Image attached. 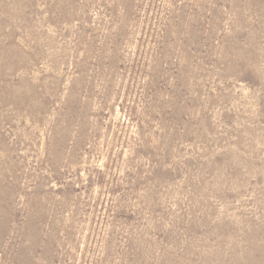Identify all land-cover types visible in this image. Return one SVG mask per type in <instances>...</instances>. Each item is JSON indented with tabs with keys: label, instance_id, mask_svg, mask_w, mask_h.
Returning <instances> with one entry per match:
<instances>
[{
	"label": "rangeland",
	"instance_id": "374dc122",
	"mask_svg": "<svg viewBox=\"0 0 264 264\" xmlns=\"http://www.w3.org/2000/svg\"><path fill=\"white\" fill-rule=\"evenodd\" d=\"M0 264H264V0H0Z\"/></svg>",
	"mask_w": 264,
	"mask_h": 264
}]
</instances>
